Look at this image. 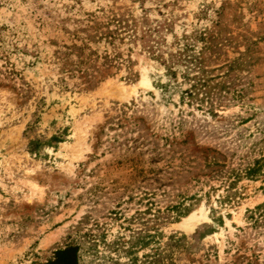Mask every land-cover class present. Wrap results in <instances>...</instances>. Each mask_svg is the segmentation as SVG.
Here are the masks:
<instances>
[{
	"label": "rangeland",
	"instance_id": "374dc122",
	"mask_svg": "<svg viewBox=\"0 0 264 264\" xmlns=\"http://www.w3.org/2000/svg\"><path fill=\"white\" fill-rule=\"evenodd\" d=\"M66 247L264 264V0H0V264Z\"/></svg>",
	"mask_w": 264,
	"mask_h": 264
},
{
	"label": "trees",
	"instance_id": "16d2710c",
	"mask_svg": "<svg viewBox=\"0 0 264 264\" xmlns=\"http://www.w3.org/2000/svg\"><path fill=\"white\" fill-rule=\"evenodd\" d=\"M112 40H114V37ZM77 252L76 247H66L63 250H58L55 252L53 260L47 264H77Z\"/></svg>",
	"mask_w": 264,
	"mask_h": 264
},
{
	"label": "bare ground",
	"instance_id": "6f19581e",
	"mask_svg": "<svg viewBox=\"0 0 264 264\" xmlns=\"http://www.w3.org/2000/svg\"><path fill=\"white\" fill-rule=\"evenodd\" d=\"M202 210V209H201ZM196 219L195 213L190 214L186 218L182 219L181 223L178 224L179 227H189L191 223Z\"/></svg>",
	"mask_w": 264,
	"mask_h": 264
}]
</instances>
